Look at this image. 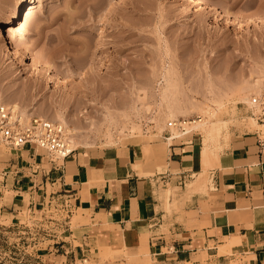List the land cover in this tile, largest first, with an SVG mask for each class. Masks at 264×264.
<instances>
[{"label":"rangeland","instance_id":"1","mask_svg":"<svg viewBox=\"0 0 264 264\" xmlns=\"http://www.w3.org/2000/svg\"><path fill=\"white\" fill-rule=\"evenodd\" d=\"M204 1L200 8L187 0H30L31 13L15 19L19 0H0V12H10L0 31V103H15L25 121L62 123L78 141L74 151L136 142L147 163L192 139L218 151L235 129L259 128L243 97L258 91L261 81L251 85L252 77L264 73V0ZM167 66L175 91L165 100ZM57 113L63 120L53 119ZM172 119L193 122L185 134L170 129L179 136L168 140ZM216 119L228 121L217 139L207 132ZM17 150L0 139V163ZM67 221L55 201L22 214L15 229L0 218V264H45L46 240L59 239Z\"/></svg>","mask_w":264,"mask_h":264},{"label":"crops","instance_id":"2","mask_svg":"<svg viewBox=\"0 0 264 264\" xmlns=\"http://www.w3.org/2000/svg\"><path fill=\"white\" fill-rule=\"evenodd\" d=\"M256 123L221 142L218 163L202 162L200 139L168 145L153 163L136 142L55 162L24 146L0 163V218L15 229L37 204L60 205L68 221L46 240L45 264H264Z\"/></svg>","mask_w":264,"mask_h":264},{"label":"built area","instance_id":"3","mask_svg":"<svg viewBox=\"0 0 264 264\" xmlns=\"http://www.w3.org/2000/svg\"><path fill=\"white\" fill-rule=\"evenodd\" d=\"M249 103L251 116L255 117L259 123H263L264 73L258 91L250 96ZM191 122L193 121L184 119L167 121L168 136L166 139L172 137L170 129L180 128L184 131V124ZM256 134L259 147L264 149V136H259L257 132ZM0 139L14 150L24 146L35 147L45 152L52 162L61 161L74 152L67 140V129L62 123L40 117H31L25 121L19 111L3 103H0Z\"/></svg>","mask_w":264,"mask_h":264},{"label":"bare ground","instance_id":"4","mask_svg":"<svg viewBox=\"0 0 264 264\" xmlns=\"http://www.w3.org/2000/svg\"><path fill=\"white\" fill-rule=\"evenodd\" d=\"M29 1L30 0H19V3H18V5H17V10H16V12H15V14H14V17H15V19H19V18H21V15L24 13V16H23V18L24 17H26L27 15H29L30 13H31V7L29 6ZM187 2H189V3H193L194 5H196V6H198V7H200V8H203V7H205L206 6V3H205V1L204 0H187ZM8 15H10V12H8V11H4V12H0V31H2V27L5 25V22H6V17L8 16ZM221 16H223V13H221ZM227 18V20H229L230 18H228V17H226ZM101 24H102V29L103 28H107V27H109V25H108V23H106L105 21H102L101 22ZM98 45H99V43H97ZM100 44H101V42H100ZM102 44H104V42L102 43ZM11 47L14 49V50H17V44L14 42V41H11ZM18 61L19 62H21L22 61V58H19L18 59ZM34 63H36L35 65L36 66H38V67H41L42 69L43 68H45L47 71H49V69L46 67V66H44L43 64H41V63H38L37 61H34ZM104 66H106V64H104ZM116 67V66H115ZM261 71H263L262 69L260 70V72ZM259 72V73H260ZM263 72H261L260 74H262ZM161 74V79H162V83H161V85H160V96H161V98H163V99H168V97H170V96H172V94H174V91H175V77L173 76V73H172V68L171 67H166V68H164V70H162V73H160ZM258 75V76H254L255 78H253L252 77V82H251V85H256V84H258V83H256V82H258V80H259V82L261 81V79H262V76H263V74L262 75ZM105 75V74H104ZM103 74H98L97 75V77L99 78V79H101V80H109V81H111V80H113L114 78H113V76H111L110 74H108V76H104ZM110 75V76H109ZM114 75V74H113ZM252 75V74H251ZM96 77V78H97ZM243 99L244 100H246V101H248V103H249V98H246V97H243ZM8 106L9 107H11L13 110H16L15 109V107H16V104L14 103V104H8ZM200 107V106H199ZM201 108V110L203 109L202 107H200ZM206 109V108H205ZM207 110V109H206ZM167 113H166V115L169 117V118H173V117H175L176 116V108H173L172 106H170V105H168V108H167V111H166ZM206 112V111H205ZM204 112V113H205ZM207 112H208V110H207ZM206 112V113H207ZM210 113V112H209ZM242 118L243 117H245V116H241ZM56 119V118H58V119H60V120H63V118L61 117V115L59 114V113H57V114H55L54 115V117H53V119ZM246 118H248L249 119V117H246ZM252 119H250V121H251ZM254 120V119H253ZM193 121V120H192ZM199 122V121H201L200 119L199 120H196V122ZM249 121V120H248ZM198 122H197V124H198ZM228 121L226 120V119H216V120H213L212 122H211V124H210V127H207L208 129H207V132H208V135L210 136V137H214L215 136V139H217V136L219 135V133L221 132V129H224V127H225V125H226V123H227ZM252 122V121H251ZM202 123V122H201ZM201 123H199V124H201ZM256 126H258L257 125V123H256V121L254 120V122H253ZM195 125V126H198V125ZM252 124V123H251ZM202 126V124L200 125V127ZM255 126V127H256ZM223 127V128H222ZM262 127V126H261ZM263 128V127H262ZM188 130V129H187ZM185 131V130H184ZM183 132V131H182ZM187 131H185V132H183L182 134H185ZM172 137L171 138H168V140H171V139H173V138H176V137H178L179 135L177 134V133H174V134H172L171 135ZM67 140H68V143H69V145H70V147L72 146H75V144H77L78 143V141H75V139H74V137H70V136H68L67 135ZM141 146V145H140ZM201 150V149H200ZM216 151V150H215ZM142 152V151H141ZM201 152V154H200V156L202 157L201 158V160H202V162L204 161V162H208L209 163V161L210 162H213L212 160H216V161H214V162H217V160L218 159H215L216 158V153L214 152V151H212V150H208L207 148H205V147H203L202 148V150L200 151ZM212 155H214V156H212ZM212 156V159L211 160H207L209 157H211ZM217 156H218V153H217ZM214 158V159H213ZM203 162V163H204ZM218 163V162H217ZM132 166V165H131ZM136 168V167H135ZM138 168V167H137ZM140 170V169H139ZM149 171H151V170H149ZM200 181H201V179H202V177L201 176H199V178H198ZM197 179V180H198ZM196 180V181H197ZM199 180H198V182H199Z\"/></svg>","mask_w":264,"mask_h":264}]
</instances>
